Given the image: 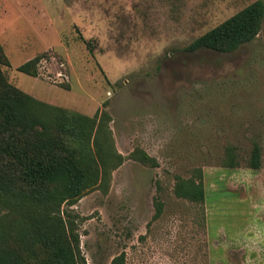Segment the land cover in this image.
I'll list each match as a JSON object with an SVG mask.
<instances>
[{"label": "rangeland", "instance_id": "374dc122", "mask_svg": "<svg viewBox=\"0 0 264 264\" xmlns=\"http://www.w3.org/2000/svg\"><path fill=\"white\" fill-rule=\"evenodd\" d=\"M256 1L0 0L8 82L46 104L111 119L124 161L108 193L95 189L63 208L78 217L87 264L119 255L126 264H264V23L232 53L186 51ZM44 54L37 77L18 71ZM254 143L259 170L247 165ZM228 147L235 169L222 166ZM135 149L157 166L135 161ZM196 170L203 204L173 194L175 177Z\"/></svg>", "mask_w": 264, "mask_h": 264}, {"label": "trees", "instance_id": "16d2710c", "mask_svg": "<svg viewBox=\"0 0 264 264\" xmlns=\"http://www.w3.org/2000/svg\"><path fill=\"white\" fill-rule=\"evenodd\" d=\"M264 23V2L243 8L186 47L232 53L253 41ZM88 48L89 47L88 44ZM39 55L18 71L38 76ZM9 60L0 45V264H87L80 251L78 223L71 208L95 189L108 193L111 174L124 159L116 151L108 113L90 118L41 102L8 82L3 68ZM236 149L228 147L223 167L235 169ZM143 165L155 159L135 149L130 155ZM262 150L254 143L247 159L259 170ZM203 174L175 177L176 198L203 204ZM154 219L162 212L156 202ZM110 264H126L123 255Z\"/></svg>", "mask_w": 264, "mask_h": 264}]
</instances>
